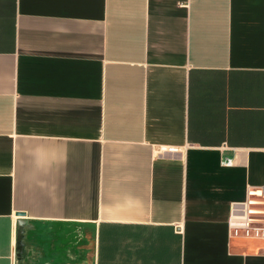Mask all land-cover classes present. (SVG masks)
<instances>
[{
	"label": "crops",
	"instance_id": "0c3cea01",
	"mask_svg": "<svg viewBox=\"0 0 264 264\" xmlns=\"http://www.w3.org/2000/svg\"><path fill=\"white\" fill-rule=\"evenodd\" d=\"M257 185L264 0H0V264H264Z\"/></svg>",
	"mask_w": 264,
	"mask_h": 264
},
{
	"label": "built area",
	"instance_id": "2783aa9c",
	"mask_svg": "<svg viewBox=\"0 0 264 264\" xmlns=\"http://www.w3.org/2000/svg\"><path fill=\"white\" fill-rule=\"evenodd\" d=\"M174 147H160L159 150L174 151ZM232 158H225L222 164L229 166ZM230 234L233 237L264 240V185L247 186L244 201L233 206L230 218Z\"/></svg>",
	"mask_w": 264,
	"mask_h": 264
}]
</instances>
